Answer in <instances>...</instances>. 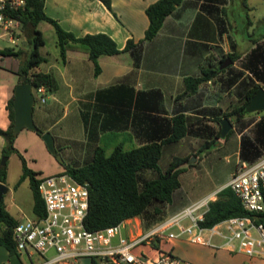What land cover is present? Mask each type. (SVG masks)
I'll return each instance as SVG.
<instances>
[{"label":"crops","instance_id":"1","mask_svg":"<svg viewBox=\"0 0 264 264\" xmlns=\"http://www.w3.org/2000/svg\"><path fill=\"white\" fill-rule=\"evenodd\" d=\"M154 1L110 0L111 7H108L103 0H44L45 13L56 19L64 29L75 35L105 32L120 49L114 54H102L98 59L101 70L94 74V63L84 45L70 43L65 61L60 59L56 39L53 52L45 46L46 39L39 48L45 60L35 69L51 73L54 85L51 91L45 90V96L49 92L51 101L47 103L45 111L39 110L37 114L40 119H45L52 111L62 109V114L66 112L69 115L65 132L52 131L56 119H47L39 127L53 134L56 150L60 146L58 144L67 148L68 164L80 165L89 161L96 145L109 152L118 144L125 148L140 144L139 131H158L157 125L146 115L148 113L167 117L178 112L197 115L204 119L203 122L210 129H217L215 118L224 117L223 112L237 104L248 89L247 82L253 75L249 67L243 64L248 62L260 66L261 61H264V0H205L224 8L223 13L219 12L225 18L226 28L222 31L213 13L199 7V3L204 0H195L196 4L191 3L194 0H183L165 17L154 37L142 39L148 25L145 7ZM19 34L20 44L25 49L27 45L25 38L20 37L21 29ZM128 38L135 41L142 39L138 64H134L130 51L123 49ZM0 40L3 41L0 49L12 47L9 53L0 51V69L8 71L6 85L0 86V126L6 128L10 123L6 102L13 95L15 84L21 80L19 70L28 51L21 54L24 50L18 51L19 43L13 47L3 31L0 32ZM258 44L261 49L251 53L252 48ZM228 53H233L235 57L231 58ZM223 55L231 58L229 67H222L225 69L201 82L195 93L178 95L184 89L186 75L200 74L205 68L221 69L219 65ZM239 70H242L241 77L230 82L228 78ZM241 79L244 81H239ZM151 88L162 92V100L158 103L160 111L152 107L154 100L150 95H138V91ZM44 101H47L46 98ZM262 114V110L249 111L243 115V120L247 121V117L251 120L259 119ZM232 123L233 128L238 124ZM247 127H241L239 137L241 132H246ZM185 141L191 144L187 142L184 150L177 151ZM202 142V137L187 135L167 143L159 159L160 165L165 168L174 154L189 155L195 152L196 144L200 146ZM4 144L5 138L0 135V153ZM198 158L197 163L201 161V157ZM186 166L179 174L181 185L173 192L171 203L167 206V216L199 199L215 198L216 192L230 179L228 176L215 185L207 186L204 179L195 177L191 184L194 189L192 193L181 188L182 176L192 168ZM4 183L8 186L7 193L10 191L7 176ZM4 196L5 193L2 197L4 208L20 220L24 211L20 206L13 211ZM125 222L123 231L127 235L133 236L145 230L138 216L126 218ZM163 241L172 243L173 238L156 241L160 248ZM224 247L233 252L230 254L233 264H264V255H248L236 245L232 248ZM149 249L153 251L148 252ZM138 250L153 255L155 248L145 243ZM20 253H10L0 244V264H27L21 259ZM24 255L31 260L33 254ZM74 264H90V258L82 256Z\"/></svg>","mask_w":264,"mask_h":264},{"label":"trees","instance_id":"2","mask_svg":"<svg viewBox=\"0 0 264 264\" xmlns=\"http://www.w3.org/2000/svg\"><path fill=\"white\" fill-rule=\"evenodd\" d=\"M103 1L108 7H111L110 0ZM182 2L183 0H155L149 3L145 7L148 25L142 39L154 37L162 26L165 17ZM191 3L196 4L197 1L194 0ZM43 7L44 0H25L24 7L15 13L21 22L22 29L27 30L28 25L30 26L25 38L26 45H30V48L19 73L25 71V81L32 84L33 90L37 86L43 85L46 90L51 91L54 85L51 73L35 69L40 62L45 60L39 51L40 46L45 43L43 32L38 27V23L42 20L50 23L54 29L61 61L66 60V50L70 43L84 45L87 48L89 58L94 63V74H97L101 70L99 57L102 54H114L120 51L115 41L107 33L96 32L75 35L70 30L64 29L56 19L47 15ZM199 7L213 13L220 31L226 28L225 18L219 14V12L223 13L224 11L222 6L204 0L199 3ZM142 39L135 41L133 38H128L123 48L130 51L134 64H138L140 60ZM11 49L12 47L7 46L1 48L0 51L9 53ZM257 49H261L260 44L252 48L251 53ZM22 50L23 45L19 43L18 51L22 52ZM228 56L235 57L233 53H228ZM225 57L226 55H223L221 61ZM243 65L249 67V71L253 75L247 82L249 84L248 89L239 98L240 101L237 104L223 112V116L228 117L232 122H238L241 127L252 123L248 131L241 132L238 146L239 159L251 162L264 152V114L259 119L251 121L243 120V115L249 112L245 109V104L259 83L264 86V61H261L260 66H254L248 62ZM224 69L218 67L216 69L205 68L201 70L200 74L186 75L184 77V89L178 95L195 93L201 82L209 79L215 72ZM241 75L242 70H239L233 73L228 80L234 82ZM239 81L243 82L244 79ZM145 94L150 95L154 100L152 107L160 111L158 103L162 100V92L157 88L138 91L139 96ZM13 98L14 95L6 102L10 123L6 128L0 126V135L5 138L2 152L7 154L10 149H15L18 152L22 165V172L18 181L28 177L33 197L32 212L41 216L44 213V202L37 184L47 174L40 177L35 176L36 171L27 166L25 157L14 146L15 134L12 132ZM146 115L149 116L148 118L152 123L157 125L158 131L156 133L139 131L140 144L130 148L118 144L109 152H106L102 146L96 145L89 161L80 165L62 163L63 167L60 171L69 172L76 180L86 183L88 187V210L84 219L86 228L93 230L138 216L142 227L146 230L164 219L167 216V206L171 203L173 191L180 185L179 174L187 168L186 165L194 164L188 159L193 154L197 155V152L195 150L189 155L174 154L168 165L163 168L159 163L163 147L167 143L187 135L203 138L199 148L208 146L221 137V117L215 118L218 126L214 130L210 129L203 122L204 119L197 115L192 116L182 112L175 113L170 117L149 113ZM232 129L233 127L224 136H227ZM6 176V165L1 164L0 181L5 182ZM236 215H251L256 222L264 224V208L257 212L248 210L243 206L233 189L229 185H225L216 192L215 198L208 200V207L203 218L199 220V224L211 226L224 218ZM17 221L18 219L4 208L3 199H1L0 244L6 247L10 253L18 252L12 238V229ZM153 246L157 247V242H153ZM89 258L90 264H100L95 256Z\"/></svg>","mask_w":264,"mask_h":264},{"label":"built area","instance_id":"3","mask_svg":"<svg viewBox=\"0 0 264 264\" xmlns=\"http://www.w3.org/2000/svg\"><path fill=\"white\" fill-rule=\"evenodd\" d=\"M25 0H0V28L12 43H20L21 22L15 13ZM45 100V87L37 86ZM33 90V91H34ZM229 185L248 210L264 208V152L254 161L239 159L233 168ZM38 191L44 202L41 216H25L13 226L12 238L18 252L31 256L36 252L37 264H74L82 256H95L100 264H198L182 259L153 242L171 240L187 234L192 241L210 243L220 236L224 245H234L248 255H264V224L251 215L224 218L211 226H201L199 220L208 207V199H199L180 211L166 216L150 228L130 236L124 233L125 219L111 225L90 230L84 219L88 210V187L69 172L60 171L43 176ZM189 219V223L182 222ZM173 226L177 232L171 230ZM152 244L153 255L135 251L138 244ZM32 264H34L32 262Z\"/></svg>","mask_w":264,"mask_h":264},{"label":"rangeland","instance_id":"4","mask_svg":"<svg viewBox=\"0 0 264 264\" xmlns=\"http://www.w3.org/2000/svg\"><path fill=\"white\" fill-rule=\"evenodd\" d=\"M38 27L43 31L46 39V47L50 52H53L56 48L55 45V32L50 23L47 21H40ZM28 25L27 30L22 29V34L20 37L26 38L28 35ZM2 30L0 29V32ZM3 42L0 40V45ZM6 42V41H5ZM18 43V42H17ZM13 47H16L14 43ZM30 45H27L24 51L21 54H24L29 51ZM1 63V62H0ZM7 70L0 69V86L2 84L6 85L7 83ZM35 95L34 101V111L33 118L35 123L43 125L47 119L53 121L56 119V122L52 124V131H62L65 132L67 128V122L69 115L62 114V109H56L52 111V114L48 115V118L40 119L37 112L39 110L45 111L47 103L51 101L50 95L46 93V102L41 100V93L33 91ZM264 111V110H262ZM70 114V113H69ZM246 120H251L250 117H247ZM239 124V123H238ZM236 126L228 133L227 136H221L219 140L212 143L209 146H204L199 148V144H196L197 155H191L188 161L195 163V165H190L191 170L182 176V186L181 188L188 189L192 192L194 189L191 186L195 177L198 179H204L205 184L215 185L223 180L225 177L231 175V170L235 167L236 162L239 160L238 146H239V135L238 132L241 130L240 124ZM250 123L246 129L249 130ZM219 141V142H218ZM188 141H185L182 146L177 150H184ZM14 146L18 149L26 159L27 166L36 171L35 176H42L43 173L51 174L63 167V162L68 163L66 158L67 148L58 144L57 153L60 154V157L57 154L50 152L47 147L46 142L42 138L39 132H36L33 129H30L26 126L22 127L14 137ZM188 144H191L188 142ZM198 157H201V161L198 162ZM5 159V165L7 169V181L10 185V191L5 193L4 199L8 202L9 207L15 211L16 207L20 206L24 211L21 213V218L24 219L25 216L31 217L32 212V190L29 185L28 177L23 178L18 181L19 176L22 172L21 158L18 152L15 149H10L7 154H4L1 150L0 153V165L1 160ZM164 158V157H163ZM196 162H195V161ZM163 163V161H162ZM184 176H187L186 178ZM181 185V184H180ZM180 185L176 188H180ZM175 189V190H176ZM174 190V191H175ZM173 191V192H174ZM193 193V192H192ZM182 222L189 223V219H183ZM142 226V224H141ZM171 230L177 232L178 228L173 226ZM174 242V243H173ZM173 242L163 241L161 243V248L165 250H170L172 253L182 259L192 261L198 264H233L231 257V251H228L224 247L223 239L220 236L214 235L211 237V242L213 244L202 243L197 241H192L187 238V234H179L173 238ZM143 244H138L134 250L137 251ZM139 251V250H138ZM153 251L149 249L148 252ZM21 259L27 264H37L41 262L40 256L34 252L31 260L25 257L24 253H20ZM32 261V262H31ZM5 263V261H3Z\"/></svg>","mask_w":264,"mask_h":264},{"label":"water","instance_id":"5","mask_svg":"<svg viewBox=\"0 0 264 264\" xmlns=\"http://www.w3.org/2000/svg\"><path fill=\"white\" fill-rule=\"evenodd\" d=\"M231 62L230 57H225L221 64L220 68L228 65ZM26 74L25 71L21 72L20 81L17 82L13 90V123H12V132L17 134V132L24 126L39 132L47 144L50 152L57 154L60 157V154L56 152L55 140L53 134L49 130H42L34 121L33 118V105L35 101V95L33 92V86L30 82L25 81ZM245 109L247 111L254 110H264V86L259 84L255 91L252 93L250 98L245 104ZM221 129L220 135L224 136L228 130L232 127L233 123L228 117H222L220 119ZM1 164H5V159L1 160ZM8 190V186L0 181V201Z\"/></svg>","mask_w":264,"mask_h":264}]
</instances>
